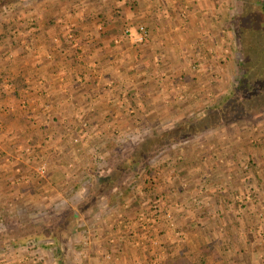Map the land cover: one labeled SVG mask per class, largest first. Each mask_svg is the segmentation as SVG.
Segmentation results:
<instances>
[{"label": "rangeland", "instance_id": "1", "mask_svg": "<svg viewBox=\"0 0 264 264\" xmlns=\"http://www.w3.org/2000/svg\"><path fill=\"white\" fill-rule=\"evenodd\" d=\"M41 1L0 0V80L11 69L6 51L24 50L11 48L9 27L33 21L38 28L39 15L28 12ZM194 2L183 6L193 14L183 18L195 24L186 33L193 43L183 47L186 35L178 39L190 56L172 66L170 78L150 80L153 109H133L127 94L121 122L105 119L99 131L106 137L95 139L90 128L79 143H62L54 122L48 141L44 127L34 131L25 160L15 164L21 168L0 178V264H264V73L256 96L240 94L232 104L257 105L254 113L191 138L163 139L148 166L126 173L111 192L97 194L94 187V174H109L119 161L111 157L116 151L126 156L152 134L170 135L178 122L215 117L214 108L232 102L249 67L264 69V0ZM201 8L216 15L203 17ZM121 29L130 39V27ZM139 48L131 50L137 59ZM196 53L203 69L193 61ZM80 112L77 119L85 120Z\"/></svg>", "mask_w": 264, "mask_h": 264}, {"label": "crops", "instance_id": "2", "mask_svg": "<svg viewBox=\"0 0 264 264\" xmlns=\"http://www.w3.org/2000/svg\"><path fill=\"white\" fill-rule=\"evenodd\" d=\"M188 1L42 0L37 12H28L39 15L38 28L31 26L33 21L10 26L9 32L15 36L22 32L20 36H13L15 39L10 38L11 48L22 46L24 50L20 55L11 56L12 49H9L3 55L11 66L5 77L9 81L19 79L22 86L15 87L1 79L0 178L13 169L12 173L16 174L21 168L15 164L25 160L27 150L23 147L35 140L34 131L38 132L39 126L44 127V141L50 140H47L50 130L47 126L54 122L55 134H60L62 143L71 138L79 143L87 137L85 134L90 128L95 129V139L104 137L99 128H105V119L120 123L121 115L129 109L128 95L136 104L133 109L143 106L153 109L154 102L150 100L156 89L150 80L170 78L172 66L190 56L181 52L183 42H178L180 36L186 35L183 47L193 43L186 42V33L195 24L191 20L183 23L184 17L193 15L183 8ZM197 1L194 5L200 7L207 0ZM201 12L203 17L214 16L203 8ZM140 24L145 26L148 36L144 42L132 46L131 38L122 34L121 26L130 27L134 33ZM34 29L39 34L37 40L31 36ZM137 47H140L138 59L137 52L131 53ZM38 50L43 54L33 55ZM171 52L177 54L176 60L170 59ZM198 55L199 59L197 53L191 56L196 66L201 65L200 69L204 61L201 63L203 57ZM148 81L150 86L144 84ZM81 110L85 112V120L76 117L81 115Z\"/></svg>", "mask_w": 264, "mask_h": 264}, {"label": "trees", "instance_id": "3", "mask_svg": "<svg viewBox=\"0 0 264 264\" xmlns=\"http://www.w3.org/2000/svg\"><path fill=\"white\" fill-rule=\"evenodd\" d=\"M9 31L10 30H8L7 36L10 37V35L12 36L13 34ZM2 37L3 35L0 34V38ZM258 73L259 75L255 76ZM263 73H264V69L262 70L258 68V64L249 67V73L247 74V76L245 75L244 80L237 85V89H238L237 94H236L237 96L236 95L233 96L232 102L229 98L227 102L220 101V106H218L217 108H214L215 111H213L214 113H216L215 117H213L212 115L208 119L205 118V119H200V120L199 119L193 120L189 118V119L183 120V122H178L177 124L174 125L173 132H171L170 135H168L167 132L166 133L164 132V134H161V135L152 134V138L148 140L146 139V141L142 140L138 144V146H135L134 152L132 153L130 152L126 156L116 151V153H114V155L112 154L111 157L112 156L116 157L117 160L119 158V161L116 162L115 166L112 168V171L109 174L108 173L105 174L106 176L105 175L102 176L101 174H97L96 176L94 174L93 176V179H95L94 187L96 188L95 189L96 193L98 194V193L111 192V190H113V188H115L118 185V183H120L121 177H123L126 173L128 172L135 173V171L139 170L140 168L142 167L144 168L145 166H148V162L150 160L151 155L155 154L158 151L157 147H159L161 143L166 142L171 139H176V136L178 135L179 136L182 135L185 138H188V137L191 138L197 135L198 133L203 132L209 128L216 127L221 124H227V125L231 124L235 122L234 120H236V118H239L240 116H244V114L254 113L255 110L260 108V107H256L257 105H252L247 110L242 105L234 107L232 106V104H234L233 102L238 100L239 98L238 96H240V94L250 95L251 97L256 96L259 93L258 88H257L258 86H256V83L258 80L260 82L262 81ZM263 78H264V75H263ZM4 81L5 83L14 84L15 87L17 85L19 88L22 86V83L19 79L9 81L8 78H4ZM0 83L2 84L3 81L0 80ZM251 84L253 86H251ZM241 97H242L241 100L245 99L247 101L248 99L249 100L251 99V98H246L243 96ZM258 105L261 106L262 104H258ZM241 106L244 109H240ZM165 136H167L168 138L165 139ZM163 139L166 141H164ZM147 142H150V143H147ZM153 142H157L158 144H156L154 147L151 148ZM51 239L54 242H57L55 238L51 237Z\"/></svg>", "mask_w": 264, "mask_h": 264}, {"label": "built area", "instance_id": "4", "mask_svg": "<svg viewBox=\"0 0 264 264\" xmlns=\"http://www.w3.org/2000/svg\"><path fill=\"white\" fill-rule=\"evenodd\" d=\"M125 33L131 35V40L133 43H142L148 36L147 29L142 24L138 25L134 33L130 29H126Z\"/></svg>", "mask_w": 264, "mask_h": 264}]
</instances>
